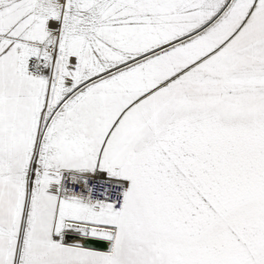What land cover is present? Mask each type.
<instances>
[{"label": "snow or ice", "instance_id": "6c2138e0", "mask_svg": "<svg viewBox=\"0 0 264 264\" xmlns=\"http://www.w3.org/2000/svg\"><path fill=\"white\" fill-rule=\"evenodd\" d=\"M0 264H264V0H0Z\"/></svg>", "mask_w": 264, "mask_h": 264}]
</instances>
